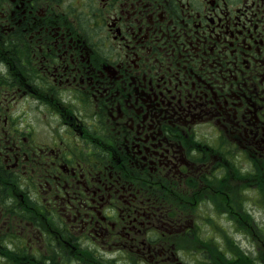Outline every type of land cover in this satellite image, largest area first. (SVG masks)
<instances>
[{
  "label": "flooded vegetation",
  "instance_id": "af4514ba",
  "mask_svg": "<svg viewBox=\"0 0 264 264\" xmlns=\"http://www.w3.org/2000/svg\"><path fill=\"white\" fill-rule=\"evenodd\" d=\"M261 219L264 0H0V264H190Z\"/></svg>",
  "mask_w": 264,
  "mask_h": 264
},
{
  "label": "rangeland",
  "instance_id": "374dc122",
  "mask_svg": "<svg viewBox=\"0 0 264 264\" xmlns=\"http://www.w3.org/2000/svg\"><path fill=\"white\" fill-rule=\"evenodd\" d=\"M248 209V206H247ZM204 209V204L203 208ZM248 213V210H246L245 213H242V217H246V214ZM213 214V211H212ZM211 214V215H212ZM224 221V226H228L226 224L227 219L222 217ZM215 222H218L219 220L215 219ZM263 221V219H261ZM260 224H263L261 222H258ZM237 224L240 226V228H243L247 231L248 236L250 237L247 241V238L245 236L238 235L233 239H226V246L232 250V254L224 255V257L231 256L233 258H230L231 263L229 261H226L227 258L224 260L222 258V255H214L211 253V255H194L193 259L194 261H189L190 264H252V262H257L258 264H264V235L261 233L263 230L259 229V226L257 225V229H254V231H251L248 228V225H246L242 220H237ZM217 234V233H214ZM210 244H213V241H208ZM216 242V241H215ZM203 243L205 244L206 241L203 239ZM251 244V245H250ZM251 251V252H249Z\"/></svg>",
  "mask_w": 264,
  "mask_h": 264
},
{
  "label": "trees",
  "instance_id": "16d2710c",
  "mask_svg": "<svg viewBox=\"0 0 264 264\" xmlns=\"http://www.w3.org/2000/svg\"><path fill=\"white\" fill-rule=\"evenodd\" d=\"M219 256V255H218ZM224 256H222V258H223ZM227 258V260L226 261H229L230 263H231V260H230V258H233L232 257V255L231 256H228V257H224L223 259L225 260ZM264 261V260H263ZM252 264H258L257 262H252Z\"/></svg>",
  "mask_w": 264,
  "mask_h": 264
}]
</instances>
